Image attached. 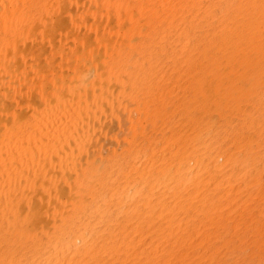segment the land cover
<instances>
[{
	"label": "bare ground",
	"instance_id": "bare-ground-1",
	"mask_svg": "<svg viewBox=\"0 0 264 264\" xmlns=\"http://www.w3.org/2000/svg\"><path fill=\"white\" fill-rule=\"evenodd\" d=\"M0 264H264V0H0Z\"/></svg>",
	"mask_w": 264,
	"mask_h": 264
}]
</instances>
